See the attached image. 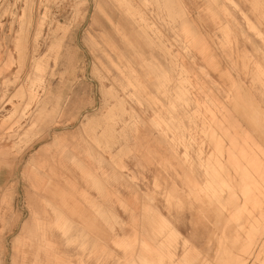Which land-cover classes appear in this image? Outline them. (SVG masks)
Segmentation results:
<instances>
[{
    "label": "rangeland",
    "instance_id": "374dc122",
    "mask_svg": "<svg viewBox=\"0 0 264 264\" xmlns=\"http://www.w3.org/2000/svg\"><path fill=\"white\" fill-rule=\"evenodd\" d=\"M0 264H264V0H0Z\"/></svg>",
    "mask_w": 264,
    "mask_h": 264
},
{
    "label": "bare ground",
    "instance_id": "6f19581e",
    "mask_svg": "<svg viewBox=\"0 0 264 264\" xmlns=\"http://www.w3.org/2000/svg\"><path fill=\"white\" fill-rule=\"evenodd\" d=\"M109 15V14H108ZM118 16V15H117ZM117 18V17H116ZM108 19V18H107ZM118 19V18H117ZM116 19V20H117ZM114 20V19H113ZM116 22H118V21H116ZM116 26V25H115ZM118 28V27H117ZM130 34V33H129ZM108 35V34H107ZM109 36V35H108ZM135 36V35H134ZM130 39V38H129ZM134 44V43H133ZM136 45V44H135ZM116 46V45H115ZM144 47V46H143ZM119 48V47H118ZM118 48H117V50H118ZM116 49V48H115ZM145 49V48H144ZM120 50V49H119ZM141 50V49H140ZM144 54V53H143ZM142 54V55H143ZM146 57V56H145ZM141 61V60H140ZM197 96V95H196ZM198 98V97H197ZM205 105V104H204ZM210 108V107H209ZM212 112H214V111H212ZM216 115V114H215ZM212 117H213V115H212ZM213 121H214V123L216 122V123H219L220 121L218 120V119H216V118H214L213 119ZM215 125V124H214ZM217 126H219V124H217ZM216 127V126H215ZM222 127V126H221ZM220 127V128H221ZM212 130L213 131H216V128H214L213 126H212ZM225 130V131H224ZM228 130H230L228 127L227 128H224L223 129V131H224V134L225 135H227V136H229V137H233L232 136V133L231 132H229ZM229 139V138H228ZM221 135H219L218 136V138L217 139H215V147H217L218 148V145H221L220 144V142H221ZM235 140V141H234ZM233 145H232V148H233V146H234V143H236V139H234L233 138ZM237 145V144H236ZM239 147V146H238ZM219 148H220V146H219ZM229 147H227V149H228ZM231 148V149H232ZM236 148V147H235ZM225 149H226V147H225ZM231 149H230V151H231ZM234 149V148H233ZM251 150H252V148H251ZM201 153H202V149L201 148H199V151L197 152V157H198V161H199V163L201 162V161H203L204 159H202L201 158V156H203V155H201ZM223 154V153H222ZM225 155V154H224ZM233 155V154H232ZM203 157H205V156H203ZM228 158V157H227ZM201 159V160H200ZM222 159H223V157H221V152L219 153V154H216V153H212L211 152V154H209V155H207L206 157H205V160H204V167H205V170H206V172H207V174H209V180L207 181V184H209V187H211V191H212V193H211V195L210 196H212V197H214L216 200H218V199H220V197H221V195H222V191H223V186L225 185L226 186V188H227V191H228V193H232L233 192V190H232V187H231V184H230V182L229 181H227V179L226 178H223L222 177V173H220L218 170L219 169H221L222 167ZM237 159V158H236ZM234 160V159H233ZM239 161V160H238ZM230 162V161H229ZM239 164V163H238ZM241 166L244 168V169H246V171L248 172V167H247V164L245 165L244 163H240L239 164V167L241 168ZM226 168V167H225ZM238 171V170H237ZM229 171H226V173H228ZM215 175H218V176H221L220 178H219V180H216L215 178H214V176ZM228 176L229 175H231L230 173H228L227 174ZM217 177V176H216ZM230 178V177H229ZM242 179V178H241ZM244 181V180H243ZM253 182H254V177H253ZM239 183H240V188H241V180L239 181ZM238 183V184H239ZM247 184H248V182H247ZM249 187V189H251L252 187H254V186H251V184L248 186ZM219 190V192L218 193H215L214 191H216V190ZM249 189L246 187V186H242V188H241V193H242V195H243V197L245 198V200L247 201V199L250 197V192H249ZM255 189V188H254ZM225 190V189H224ZM240 190V189H239ZM256 196H257V194H256ZM230 199V198H229ZM254 203V202H253ZM241 211V208H238V212L239 213H241L240 212ZM250 226H251V228H252V226H253V223L252 222H250ZM252 230H253V228H252ZM240 255V254H239ZM237 256V255H236ZM232 257H233V255H232ZM239 257V256H238ZM246 259V258H245ZM159 260H160V257H159Z\"/></svg>",
    "mask_w": 264,
    "mask_h": 264
}]
</instances>
